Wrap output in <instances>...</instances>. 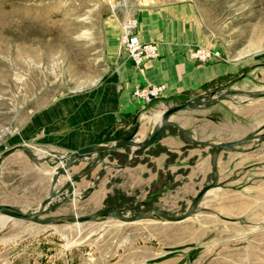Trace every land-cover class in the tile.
<instances>
[{"label":"rangeland","instance_id":"374dc122","mask_svg":"<svg viewBox=\"0 0 264 264\" xmlns=\"http://www.w3.org/2000/svg\"><path fill=\"white\" fill-rule=\"evenodd\" d=\"M118 1L140 0H0V204L35 215L51 197L41 220L90 216L107 206L123 217L147 207L187 216L168 221L149 211L126 223L108 214L38 224L0 213V237H16L4 230L11 226L38 228L25 237L30 264H264V139L213 159L215 146L188 137L219 144L264 135V97L225 94L264 92V0H189L221 53L246 49L244 56L254 57L245 82L220 80L162 102L160 113L190 104L171 115L152 145L86 154L53 180L76 150L47 142L59 132L51 129L54 118L68 115L62 109L69 102H86L114 65L122 14L110 4ZM153 119L143 136L133 127L106 131L96 144L133 133L142 141L158 128Z\"/></svg>","mask_w":264,"mask_h":264},{"label":"crops","instance_id":"0c3cea01","mask_svg":"<svg viewBox=\"0 0 264 264\" xmlns=\"http://www.w3.org/2000/svg\"><path fill=\"white\" fill-rule=\"evenodd\" d=\"M119 11L122 17L130 14L137 18L139 39L155 42L158 57L146 62L139 72L120 47L118 38L114 65L102 78L99 88L93 90L83 104L69 102L68 107L62 109L68 115L61 116L58 121L54 118L51 129L60 127L59 132L54 136V130L47 142L77 150L98 143L106 131L121 132L133 127L143 136L154 128L155 121L150 120V116L154 114L155 117L164 102L220 80H227V83L246 81L244 68L254 58L244 56L246 49L234 56L222 51L220 59L206 63L187 57V49L193 45L218 46L189 0H140L134 5L126 3ZM144 84H164L165 90L147 104L132 95L136 86ZM124 173L123 182L127 186L128 171ZM37 229L29 226L4 228L17 236L10 240L0 237V264H30L29 243L25 237L30 230L36 232Z\"/></svg>","mask_w":264,"mask_h":264},{"label":"water","instance_id":"95a60500","mask_svg":"<svg viewBox=\"0 0 264 264\" xmlns=\"http://www.w3.org/2000/svg\"><path fill=\"white\" fill-rule=\"evenodd\" d=\"M245 93L249 98H260V97H264V92L261 93H253V92H244L241 90H237V89H232V90H227L225 92V94H242ZM190 101H186L184 103L181 104H177L175 106H172L164 111L161 112V120H160V124L158 126V128L156 130H154V132L146 139L142 140V141H135L133 140V134H130L120 140H117L115 142H113L110 145H97V144H91V145H87V146H83L77 150H75L73 153L70 154L69 159L65 162V164H63L56 172L55 175L53 176V180L56 179V177L63 173L65 171V169L72 164V162L75 159L81 158L83 156H85L86 154L89 153H100V152H109L112 151L116 148H120L123 145H129L131 147H133V151H138V150H142L147 148L148 146L152 145L154 143V141L156 140V138L158 137V135L160 134V132L162 131V129L165 127L166 124L168 123H173L170 120L171 115H173L175 112H177L178 110L189 106ZM189 137V142H191L192 144L195 145H207V146H215V151L213 153V159H215L216 155L221 151V150H225L227 148H232L233 146L248 140V139H254V138H260V139H264V135L262 134H249L247 136H245L242 139L239 140H233V141H228V142H222L219 144H214L211 143L209 141H202V140H195L193 139L191 136ZM14 150V148H11L10 150L4 152L2 154L6 155L10 152H12ZM23 150H26V148L23 147ZM27 151V150H26ZM30 155V154H29ZM213 184H211L210 186H206L204 188H202L198 194L194 197L192 204H191V210H193L196 202L198 201V199L200 198V196L202 194H204V192H206V190L210 187H212ZM51 200V197H48L43 203L42 206H40L38 212L35 215H28L25 213H21L18 212L16 210H13L12 208H10L8 205L5 204H0V213L10 217V218H14V219H18V220H25V221H32L38 224H45L48 222H54V223H59L61 220H66L68 222H84V221H88L91 219H94L98 216H107L108 214H111L113 217H115L117 220L121 221V222H134L136 220H139L140 218H142V216H144L147 212L149 211H154L155 214L162 220H168V221H179L182 220L183 218H185L187 215L184 216H180V217H176V216H169L167 214H165L164 212L160 211L158 208L156 207H147L145 209H143L140 214H138L137 216H133V217H123V216H119L113 207L111 206H107L105 208H102L96 212H94L92 215L90 216H82V217H76V216H66V217H55L52 220H41L39 219L40 215L42 214V211L44 209V206L46 204H48Z\"/></svg>","mask_w":264,"mask_h":264},{"label":"built area","instance_id":"2783aa9c","mask_svg":"<svg viewBox=\"0 0 264 264\" xmlns=\"http://www.w3.org/2000/svg\"><path fill=\"white\" fill-rule=\"evenodd\" d=\"M111 11L117 12L125 7L123 1L110 4ZM138 20L134 15H125L119 22V45L126 52L129 60L139 71H143L146 62L158 57V47L153 41H141L137 34ZM187 57L195 62L206 63L218 60L222 53L217 48L193 45L187 49ZM165 90L164 84H144L136 86L132 95L149 104L160 97Z\"/></svg>","mask_w":264,"mask_h":264},{"label":"bare ground","instance_id":"6f19581e","mask_svg":"<svg viewBox=\"0 0 264 264\" xmlns=\"http://www.w3.org/2000/svg\"><path fill=\"white\" fill-rule=\"evenodd\" d=\"M262 105L264 106V103H263ZM155 116H156V119H157V120H159V121L161 120V113H160V112L157 113ZM157 122H158V121H157ZM54 175H55V172H54L53 176H54ZM206 257H207V256H206ZM205 260H206V258H205ZM200 262H201V261H200Z\"/></svg>","mask_w":264,"mask_h":264}]
</instances>
